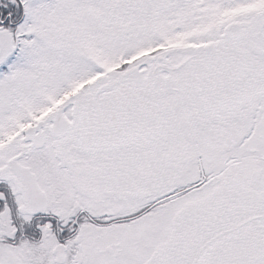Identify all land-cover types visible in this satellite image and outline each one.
<instances>
[{
	"label": "snow or ice",
	"instance_id": "1",
	"mask_svg": "<svg viewBox=\"0 0 264 264\" xmlns=\"http://www.w3.org/2000/svg\"><path fill=\"white\" fill-rule=\"evenodd\" d=\"M0 264H264V0H0Z\"/></svg>",
	"mask_w": 264,
	"mask_h": 264
}]
</instances>
